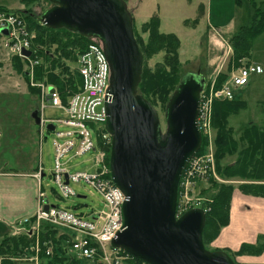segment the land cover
<instances>
[{
	"label": "water",
	"instance_id": "1",
	"mask_svg": "<svg viewBox=\"0 0 264 264\" xmlns=\"http://www.w3.org/2000/svg\"><path fill=\"white\" fill-rule=\"evenodd\" d=\"M49 2L52 6L41 13V23L98 38L110 65L105 103L109 167L113 183L126 198L124 226L111 246L149 264H237L228 252L206 248L204 209L192 208L176 217L182 173L203 142L197 119L206 76L201 71L183 75L166 105L163 130L159 112L138 91L144 56L127 1ZM0 32L8 34L6 29ZM32 118L40 125L39 109ZM46 128L54 131L51 124Z\"/></svg>",
	"mask_w": 264,
	"mask_h": 264
},
{
	"label": "trees",
	"instance_id": "2",
	"mask_svg": "<svg viewBox=\"0 0 264 264\" xmlns=\"http://www.w3.org/2000/svg\"><path fill=\"white\" fill-rule=\"evenodd\" d=\"M21 4L31 5L37 3L42 6L41 0H19ZM48 5L41 7L43 11L52 6L49 0H43ZM237 7H246L248 13L247 22L229 36L233 54L228 70L216 74V86L220 87L229 78L232 65H240L242 60L249 59L253 52L254 40L264 32V0H235ZM0 12L19 15L27 24L31 33L32 58L38 60L34 69V79L54 86L60 93L64 102L69 95L79 90L82 84V76L77 71L75 64L79 56L93 42L80 33L72 32L66 28L53 29L46 27L40 21V15L32 14L31 10L25 13L22 10H11L0 5ZM202 17V10L193 20L186 19V26H198ZM161 19L155 14L149 21L143 23L140 29L134 25V33L144 56L142 80L138 91L154 106H161L163 112L171 94L178 86L186 73L182 68L179 50L181 39L173 33H163L160 30ZM163 53V60L150 68L148 61L155 55ZM1 65V63H0ZM11 66L16 73L22 75L27 82L28 90L38 94L37 88L30 86L27 62L22 58L13 56ZM207 79V87L211 83ZM247 107V103L241 100L216 101L213 106V126L216 135V164L219 174L226 177H239L249 182L240 184H224L210 180V186L201 194L208 201L206 206V224L203 232L205 245L218 238L221 230L230 222V208L233 193L236 189L244 194L264 197V130L255 124L247 126L241 136L236 139L233 128L229 126V117L238 114ZM106 132L105 127L102 129ZM99 145L106 150V162L109 165L111 145L103 146L101 139ZM241 144L244 146L239 150ZM205 150V140L199 154ZM239 154L234 164L222 167L220 161L227 155ZM56 190L54 189V193ZM207 208V209H208ZM72 244L69 234L61 232L58 228L41 225L37 235L33 224L29 223L25 229L12 235H5L0 239V264H14L15 258H29L35 256L37 247L39 264H81L73 259L69 260L68 249ZM50 249V254L47 250ZM217 250V249H211ZM121 252L128 258L124 264H147L139 257ZM264 252V233L260 234L257 241L243 242L235 252H228L236 261L237 256H260ZM75 259V258H74ZM237 263V262H236ZM239 264V263H237Z\"/></svg>",
	"mask_w": 264,
	"mask_h": 264
},
{
	"label": "built area",
	"instance_id": "3",
	"mask_svg": "<svg viewBox=\"0 0 264 264\" xmlns=\"http://www.w3.org/2000/svg\"><path fill=\"white\" fill-rule=\"evenodd\" d=\"M2 29L8 31V34L3 35L4 46L14 56L27 62L31 85L37 86L40 90L41 143L45 138L46 124L51 123L55 128L52 132L54 134L55 167L51 175L58 188V198L68 199L76 196L77 192L70 184L83 181L102 197L104 204V210L101 212L79 213L64 205L51 204L41 190L39 208L32 216L24 218L23 224L32 223L37 235L42 224L70 232L74 236L70 251L77 258L89 259L101 264H123L126 257L120 250L112 248L109 243L124 226L123 204L126 198L113 183L106 162V153L98 147L97 143L98 137L106 143L111 141L108 134L100 132L107 119L105 103L111 75L102 43L94 39L79 56L76 66L82 76V84L79 90L69 95L64 102L55 87L53 91H49L50 86L34 81V69L39 61L32 58V55L24 54L25 50H32V36L22 19L13 13H0V30ZM262 71L260 66L253 64L239 67L221 87H216L213 82L202 93L197 124L204 137L210 140L214 102L233 99L235 88L247 85L252 73ZM49 95H51L50 102L47 99ZM48 107L60 110L61 115L56 118L46 117L44 111ZM73 149H75V156L96 151L97 155L95 154L96 158L93 160L95 161L94 166L98 167L97 170L93 173L71 172L70 167H67L62 160ZM213 149V145L210 150L206 147V151L196 154L186 166L179 184L177 217L194 207H201L206 212L209 210L205 205L208 199L200 195H190L195 184L215 174L216 160ZM42 172L43 164L40 163L35 176L40 179ZM36 251L38 253V247ZM50 251L48 249L47 254H50ZM31 260L38 261V256L36 255Z\"/></svg>",
	"mask_w": 264,
	"mask_h": 264
},
{
	"label": "rangeland",
	"instance_id": "4",
	"mask_svg": "<svg viewBox=\"0 0 264 264\" xmlns=\"http://www.w3.org/2000/svg\"><path fill=\"white\" fill-rule=\"evenodd\" d=\"M207 1L208 0H127V3L130 12L134 16V25L137 29H140L143 23L149 21L153 15L157 14L161 19V32L176 34L181 39L179 54L183 70L185 72L201 71L207 79L209 78L212 80L209 85L211 86L212 82L216 80V76L214 77L216 70L220 68H222L223 71L228 70L230 59L233 54L232 44L229 42L228 38L232 33L237 31L243 23L245 24L247 22L248 13L246 7L240 8L234 5V0H212L213 10L218 11V15L229 18L232 17L228 26L217 25L215 29L208 30V14L199 22L198 26H186L184 20H193L196 18L198 15L197 13H199L197 12L198 6ZM41 2L42 6L37 3L23 5L19 0H0V5L9 7L11 10H14V8L19 9L25 13L31 10L32 14L39 16L44 12L41 7L48 6L46 4L47 2L43 0H41ZM16 16L22 19L19 15ZM22 21L27 27L26 22L23 19ZM213 21H215V18H213ZM263 38L264 35H261L254 40L253 56L263 53ZM4 41L5 38L0 35V165L25 169L28 166L38 167L41 162L45 173L43 184L46 187L51 204L64 205L76 212L84 214L103 211L104 204L102 202V197L83 181L71 183V186L77 192V196L68 199L56 198L58 188L50 175L55 167L54 134L45 131L44 136L46 138L43 141L41 151V128L32 118L33 111L41 105V99L38 94H34L28 90L27 82L24 77L16 73L12 68L11 60L13 54L4 46ZM163 55V53H159L150 59L148 61L149 67L155 68L156 64L163 60ZM242 63L246 64L242 61L238 66L235 64L232 65L228 80L231 78L233 71H236L239 66L243 67ZM29 84L31 85V78L29 79ZM239 88L241 87H238V89ZM243 88L240 90H243ZM249 91L250 94L247 95L249 102L247 108L241 110L238 114L232 115L229 119L230 125L234 127L236 137L240 135L251 121L260 118L263 111L256 99L264 95V84L258 85L257 87L253 86ZM244 96L246 97V94L243 93L235 97L237 99H242ZM155 108L159 112L162 129L165 130V112L162 111L160 105L155 106ZM44 114L46 117L56 118L61 115V112L58 109L48 107L45 109ZM216 135L217 131L212 122L210 140L208 137L203 138V140H205L204 151H206V147L210 150L211 145H213L214 152L216 151ZM107 144L109 143L103 142L104 147ZM244 146L241 144L239 150L244 148ZM74 154L75 149L71 150L69 155L62 160L63 163H66L67 167H70L71 172L81 171L93 173L97 170L98 167L94 166L95 161L93 160L96 158V151L86 153L82 156H75ZM228 160H232V158ZM220 163L224 168L229 165L227 164V160H221ZM211 179L224 184L249 182L237 177L230 178L223 176L216 170L214 175L195 184L190 196L200 195L207 199L201 192L210 186ZM54 189L57 192L54 193ZM241 208L242 207L236 208L239 215H242ZM10 227L11 229H3L2 223L0 222V239L7 234H15L21 229L17 223L10 225ZM244 238L246 237H242V239ZM223 240L230 243L231 241H238L240 238L228 235L224 236ZM206 248L209 250L213 249L211 245H207ZM125 257L126 259L128 258L127 256ZM74 258L75 257L70 254L68 259H73L81 264H101L89 259ZM126 259H124V261ZM36 262L37 261H32L29 258H15L13 263L37 264ZM39 263H41L40 260ZM262 263L264 264V262ZM252 264L260 263L254 262Z\"/></svg>",
	"mask_w": 264,
	"mask_h": 264
},
{
	"label": "crops",
	"instance_id": "5",
	"mask_svg": "<svg viewBox=\"0 0 264 264\" xmlns=\"http://www.w3.org/2000/svg\"><path fill=\"white\" fill-rule=\"evenodd\" d=\"M234 5H236L235 0H234ZM199 10H202V17L200 21H202L204 17H206L208 14V20H209V25L207 27L208 30L215 29L217 25L227 27L228 23L231 21L232 18V17L229 18V17H223L222 15H218L217 14L218 11L213 10L212 0L211 1L208 0L206 3H201L198 6L197 12H199ZM213 18H215V21H213ZM243 25L244 23L241 26ZM261 35H264V32L259 36ZM262 43L264 44V38L262 40ZM242 61H244L246 64L258 65L263 69L261 73L251 74V76L249 77V83L246 86H244V88L241 87L243 88V90H240L241 88L239 89L236 88L234 92V96H240L243 93L246 94V97L245 96L243 97L244 99L243 98L237 99L236 97L234 99L245 101L248 106L249 102L247 95L250 94L249 90L253 88V86L257 87L258 85L264 84V50L261 55L253 56L252 54L249 59H244ZM221 71H223L222 68L216 70V74ZM216 74L214 75V77L216 76ZM256 100L257 103L260 104L259 106L263 110L260 115L261 117L257 118V120L255 121H251L247 126H250L251 124H255L264 130V95L261 97L259 96ZM229 126L232 127L230 123ZM232 128H233L234 137L238 139L243 131L240 133L238 137H236L234 127ZM42 145L43 144H41L40 150H42ZM238 157H239L238 153L233 155H227L223 159V161L227 160V164H234L238 160ZM229 158H232V160H228ZM38 169L39 167H35V166H31V167L28 166L25 169H17L13 167H8L7 165L6 166L0 165V222L2 223L3 229H11L10 225H13L15 223L19 224L21 228L19 229V231L25 229L26 225L23 224V219L32 216L39 208L40 191L42 190L48 196L46 187L43 184V177L45 176V173L41 174L40 179H38L35 176L36 173L38 172ZM258 183H264V180L258 181ZM237 207H242L241 208L242 215H239L237 213L236 211ZM61 231H63L64 233H68V231L66 230H61ZM263 233H264V197L244 194L238 189H236L233 193V198L231 201L230 222L226 227H224L221 230V233L218 236V238L211 243V247L213 249L225 250L227 252H231V251L235 252L239 249V247L243 242L254 243L257 241L258 236ZM228 235L233 237H239L240 240L231 241L230 243L225 242L223 240V237ZM242 237H246V238L242 239ZM235 259L236 262L239 264H252L254 262L263 264L262 262H264V252L260 256L243 255V256H237ZM36 263L39 264V261Z\"/></svg>",
	"mask_w": 264,
	"mask_h": 264
}]
</instances>
